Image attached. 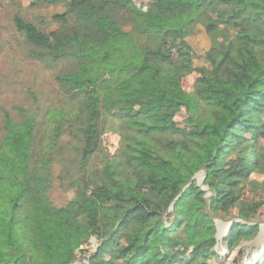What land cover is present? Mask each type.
I'll use <instances>...</instances> for the list:
<instances>
[{"label": "trees", "instance_id": "obj_1", "mask_svg": "<svg viewBox=\"0 0 264 264\" xmlns=\"http://www.w3.org/2000/svg\"><path fill=\"white\" fill-rule=\"evenodd\" d=\"M61 2L54 30L14 18L33 56L74 67L55 76L69 98L46 112V138L36 115L4 116L0 264H72L92 236L97 246L79 264H211L206 207L248 220L264 206V180L252 178L264 175V0H160L150 13L133 0H35ZM197 27L210 49L187 91L191 70L166 43ZM105 131L118 135L119 152L93 168ZM53 163L72 192L59 207ZM203 166L207 200L196 179L185 186ZM258 229L233 221L222 240L231 250Z\"/></svg>", "mask_w": 264, "mask_h": 264}, {"label": "rangeland", "instance_id": "obj_2", "mask_svg": "<svg viewBox=\"0 0 264 264\" xmlns=\"http://www.w3.org/2000/svg\"><path fill=\"white\" fill-rule=\"evenodd\" d=\"M144 12L150 13L152 7L160 0H133ZM65 10L64 3L56 5L35 3V0H0V137H2L5 114L14 121L21 120L25 115L34 116L40 122L39 135L46 138V127L51 119L46 112L51 107H62L69 98L55 76L74 67L71 59L51 60L33 56L32 47L26 42L24 35L17 30L14 18L19 16L26 21L33 22L45 31L58 28L57 23H51L54 14ZM167 52L178 51L183 54L185 63L190 68V74L183 79L185 90L192 91L193 82L201 69L207 66L204 53L210 49V41L202 27L185 39L167 41ZM25 112V113H22ZM185 118L184 112L175 116V121L182 125ZM119 137L112 131H105L100 137V152L91 160L93 168L100 167V158L106 154L119 152ZM53 183L49 191L51 202L55 206L65 205L71 198L72 192L65 191L59 186L57 175L59 164L53 163ZM253 179L264 180V175L255 173ZM198 184L200 183L196 179ZM203 182V181H202ZM202 188L206 185L199 184ZM247 193V188H245ZM264 196V192H262ZM248 198L251 193H247ZM235 210L227 215H215L213 220L216 226L217 243L214 247L216 254L210 258L211 264H256L258 255L264 251V206L259 213L250 218L251 224L259 226L258 232L251 240H241L237 246L229 250L222 238L227 233V227L233 221H240ZM230 218V219H229ZM229 219V220H228ZM220 223L225 230L219 234ZM92 230H96L97 221L91 223ZM97 240L92 236L88 244L81 247L82 251H76L78 259L72 264L87 263L89 253L95 250ZM261 253V254H262ZM260 254V255H261ZM259 255V256H260Z\"/></svg>", "mask_w": 264, "mask_h": 264}, {"label": "water", "instance_id": "obj_3", "mask_svg": "<svg viewBox=\"0 0 264 264\" xmlns=\"http://www.w3.org/2000/svg\"><path fill=\"white\" fill-rule=\"evenodd\" d=\"M204 177H205V166H203L202 168H200L199 169V171L196 173V174H194L192 177H191V179L189 180V182L185 185V186H187L193 179H198L199 180V182L200 183H202V181H203V179H204ZM199 183V184H200ZM185 186L182 188V189H184L185 188ZM202 188V187H201ZM202 189H205L206 191H207V194L205 195V198H206V200L208 199V196L210 195V190H209V188H208V185H206V188H202ZM176 199V198H175ZM173 202H174V200H173ZM172 202V203H173ZM172 203H171V206H172ZM206 211L209 213V214H211V216H212V218H214V214H212L211 213V211H210V208H209V206H207L206 207ZM238 220H240V221H242V222H247V223H250V219H248V220H242L241 218H239V217H236ZM230 219V218H229ZM228 219V220H229ZM229 228H230V225L227 227V231L229 230ZM85 248H83V247H80L79 249H78V251H82V250H84ZM262 253V252H261ZM260 253V254H261ZM259 254V255H260ZM259 255H258V257H259Z\"/></svg>", "mask_w": 264, "mask_h": 264}, {"label": "bare ground", "instance_id": "obj_4", "mask_svg": "<svg viewBox=\"0 0 264 264\" xmlns=\"http://www.w3.org/2000/svg\"><path fill=\"white\" fill-rule=\"evenodd\" d=\"M222 223H220V226H219V234L221 235L223 232H224V230H225V227L223 226V225H225L226 226V224H223V225H221Z\"/></svg>", "mask_w": 264, "mask_h": 264}]
</instances>
